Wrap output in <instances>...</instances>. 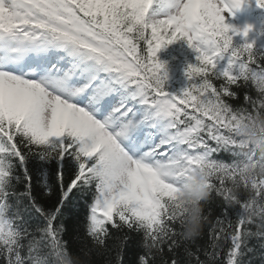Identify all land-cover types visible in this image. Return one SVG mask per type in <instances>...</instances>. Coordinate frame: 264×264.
<instances>
[{
    "label": "snow or ice",
    "instance_id": "6c2138e0",
    "mask_svg": "<svg viewBox=\"0 0 264 264\" xmlns=\"http://www.w3.org/2000/svg\"><path fill=\"white\" fill-rule=\"evenodd\" d=\"M247 0H0V260L3 264H65L76 258L58 220L77 197L92 193L86 233L110 251V228L141 233L139 264H181L179 213L172 207L191 170L230 167L233 129L243 116L264 112V54L233 46L248 37L226 24L225 13ZM264 9V0H255ZM232 33V34H230ZM196 53L192 81L180 96L164 89L167 72L157 53L177 41ZM227 58V66L218 68ZM248 94L240 107L235 88ZM255 92V96L251 94ZM227 154L231 163L220 158ZM34 162V167H30ZM53 165L55 172L52 171ZM69 172L71 173L69 177ZM55 177L49 187L43 177ZM34 180L54 207L42 206ZM23 190H18V185ZM228 207V182L213 181ZM264 201V189L256 193ZM247 200V196L243 195ZM26 202V203H25ZM240 208V206H239ZM35 213L43 226L30 233L17 221ZM210 215V213H209ZM208 220V215H207ZM211 229V251L185 248L183 264H244L251 221L242 212ZM110 226V227H109ZM219 233V234H218ZM128 237L114 246L124 264ZM165 250L172 254L169 261Z\"/></svg>",
    "mask_w": 264,
    "mask_h": 264
},
{
    "label": "trees",
    "instance_id": "16d2710c",
    "mask_svg": "<svg viewBox=\"0 0 264 264\" xmlns=\"http://www.w3.org/2000/svg\"><path fill=\"white\" fill-rule=\"evenodd\" d=\"M233 28V25L230 26ZM232 34V33H230ZM251 41V36L242 38L241 36H233V46L238 47ZM256 54H264V46ZM156 59L164 65L165 69L174 70L176 76L183 83L185 88H188L192 81L186 76V71L190 65L198 63L196 60V54L191 51L184 41H177L165 48H162L158 53ZM227 62V58L224 59ZM236 99L228 101L234 108L240 107L244 103V96L248 94L249 89L246 87L234 89ZM251 94L255 96V92L251 91ZM227 163H231V159L227 154L221 153L220 156ZM30 167H34V162H30ZM52 171L55 172V166L53 165ZM71 173L69 172V177ZM46 180L49 187H54L55 177L47 175L42 178ZM18 190H23V185L17 186ZM34 195L37 196L38 202L46 209L51 210L55 205L56 197L53 192V196L49 197L45 194L43 187L34 180L33 184ZM241 201L245 199L243 195L240 197ZM92 201V193L87 192L77 197L76 202L69 203L64 209V216L61 220L57 221V224L62 223L64 231L62 233V239L67 244V247L71 254L78 258L82 264H115V248L114 246L123 239L128 237L127 244L124 248V264H139V256L144 254L143 248V235L136 232H128L126 229L123 231H116L110 228V237L107 240L110 251L106 252L104 249L97 247L92 239L86 233L87 227V207ZM26 203V202H25ZM223 201L215 197L213 193L212 199L205 206V213L208 215L207 223L204 227L202 236L195 243L182 242L181 247L177 250V258L181 261V264L185 261V248H188L192 252H197L199 249V255L201 260H205L204 251H211L210 245L213 242V233L211 229L214 227L219 229L220 224L218 221H223V227L227 230V219H235L236 214L240 212L239 206L233 212H230L226 218L224 215ZM210 213V215H209ZM21 229H27L30 233L36 232V230L43 226V220L35 213H25L21 211L20 219L17 221ZM110 227V226H109ZM219 234V233H218ZM262 241L258 239H251L248 242V246L253 248L254 251L247 253L244 257V264H264V248L260 247ZM230 247V243H223V252L218 264H224L226 259V252ZM165 257L170 261L172 254L165 250ZM263 260V262H262ZM0 264L3 261L0 260ZM159 264V259L157 260Z\"/></svg>",
    "mask_w": 264,
    "mask_h": 264
},
{
    "label": "clouds",
    "instance_id": "9594fccd",
    "mask_svg": "<svg viewBox=\"0 0 264 264\" xmlns=\"http://www.w3.org/2000/svg\"><path fill=\"white\" fill-rule=\"evenodd\" d=\"M247 37H245L246 39ZM255 41L244 51L251 53ZM236 141V158L232 166H197L186 176L176 193L172 207L179 213L180 239L184 243H195L207 223L206 204L214 193L213 181L228 182L224 189V200L228 207L240 206L251 221L253 235L259 233L264 238V201H259L256 193L264 189V112L250 113L240 118L233 129ZM241 195L247 200L241 201ZM50 264H59L52 259ZM65 264H82L78 258Z\"/></svg>",
    "mask_w": 264,
    "mask_h": 264
},
{
    "label": "rangeland",
    "instance_id": "374dc122",
    "mask_svg": "<svg viewBox=\"0 0 264 264\" xmlns=\"http://www.w3.org/2000/svg\"><path fill=\"white\" fill-rule=\"evenodd\" d=\"M225 17H226V14H225ZM225 22H226V24H227V22H228V21H227V17H226V20H225Z\"/></svg>",
    "mask_w": 264,
    "mask_h": 264
},
{
    "label": "bare ground",
    "instance_id": "6f19581e",
    "mask_svg": "<svg viewBox=\"0 0 264 264\" xmlns=\"http://www.w3.org/2000/svg\"><path fill=\"white\" fill-rule=\"evenodd\" d=\"M262 262H263V260H262Z\"/></svg>",
    "mask_w": 264,
    "mask_h": 264
}]
</instances>
